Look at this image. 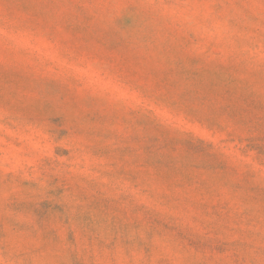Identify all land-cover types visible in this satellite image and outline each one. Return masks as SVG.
<instances>
[{
	"label": "rangeland",
	"instance_id": "obj_1",
	"mask_svg": "<svg viewBox=\"0 0 264 264\" xmlns=\"http://www.w3.org/2000/svg\"><path fill=\"white\" fill-rule=\"evenodd\" d=\"M0 264H264V0H0Z\"/></svg>",
	"mask_w": 264,
	"mask_h": 264
}]
</instances>
